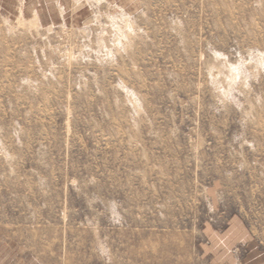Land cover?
Returning <instances> with one entry per match:
<instances>
[{
  "label": "rangeland",
  "instance_id": "obj_1",
  "mask_svg": "<svg viewBox=\"0 0 264 264\" xmlns=\"http://www.w3.org/2000/svg\"><path fill=\"white\" fill-rule=\"evenodd\" d=\"M0 264H264V0H0Z\"/></svg>",
  "mask_w": 264,
  "mask_h": 264
},
{
  "label": "crops",
  "instance_id": "obj_2",
  "mask_svg": "<svg viewBox=\"0 0 264 264\" xmlns=\"http://www.w3.org/2000/svg\"><path fill=\"white\" fill-rule=\"evenodd\" d=\"M241 232V231H240Z\"/></svg>",
  "mask_w": 264,
  "mask_h": 264
}]
</instances>
